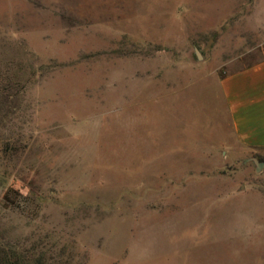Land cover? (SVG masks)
Returning <instances> with one entry per match:
<instances>
[{"label": "rangeland", "instance_id": "374dc122", "mask_svg": "<svg viewBox=\"0 0 264 264\" xmlns=\"http://www.w3.org/2000/svg\"><path fill=\"white\" fill-rule=\"evenodd\" d=\"M263 55L264 0H0V264H264Z\"/></svg>", "mask_w": 264, "mask_h": 264}, {"label": "crops", "instance_id": "0c3cea01", "mask_svg": "<svg viewBox=\"0 0 264 264\" xmlns=\"http://www.w3.org/2000/svg\"><path fill=\"white\" fill-rule=\"evenodd\" d=\"M222 97L235 139L264 152V55L261 61L221 78Z\"/></svg>", "mask_w": 264, "mask_h": 264}]
</instances>
